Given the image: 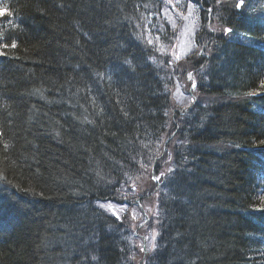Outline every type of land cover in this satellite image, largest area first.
Instances as JSON below:
<instances>
[{"label": "trees", "instance_id": "obj_1", "mask_svg": "<svg viewBox=\"0 0 264 264\" xmlns=\"http://www.w3.org/2000/svg\"><path fill=\"white\" fill-rule=\"evenodd\" d=\"M233 3L201 0L220 36L170 67L147 43L170 39L160 0H0L13 13L0 42L18 44L0 56V264H138L128 226L97 204L152 185L138 161L157 150L175 171L145 263L259 264L263 160L247 150L264 139V98L246 93L264 79V0ZM189 69L198 104L182 111L171 92Z\"/></svg>", "mask_w": 264, "mask_h": 264}, {"label": "snow or ice", "instance_id": "obj_2", "mask_svg": "<svg viewBox=\"0 0 264 264\" xmlns=\"http://www.w3.org/2000/svg\"><path fill=\"white\" fill-rule=\"evenodd\" d=\"M222 2V0H216V3L217 5H219L220 3ZM163 4H164V7L162 9V12L165 16L168 15V12H169V5H171V9L173 11H176L177 12V15L185 20V21H188L189 20V17H191L193 15L194 12L200 10V6H201V0H187V4H181V0H163ZM238 12L239 11H242L244 8H245V0H234V3L232 5ZM147 7V6H145ZM187 9V15L184 14V12H180L178 11L179 8H185ZM208 13H212V8H209L208 10ZM264 14V13H262ZM13 15V13L11 11H9L6 7H0V18H3L5 16L7 17H11ZM217 19H221L222 20V17L220 16H217ZM194 23V22H193ZM137 27H139L140 25H136ZM172 28H173V31H175L176 29V24L175 23H172ZM211 31H215L214 28L210 29ZM151 30L149 29V34H150ZM221 32L223 35L225 36H228L229 34H231L233 32V28L231 27H222L221 28ZM189 33H191V37L189 40H187V49L186 51H178L177 50V45L175 43H173L171 45V48L169 49L168 51V55L171 57L167 63L169 66H172L173 64H175L177 67H179V61L182 59V57L184 56H187L188 54H193V55H203L204 53L199 49V45L197 44L196 40H195V31L193 30V27L192 26H186V30L182 33L184 36H188ZM3 37L2 35H0V40H2ZM139 39V38H138ZM156 41L158 42L160 40V37L159 35H157L155 37ZM177 40H179V36L176 37ZM147 43L149 45H153V40L152 39H148ZM185 43L184 41L181 42V44ZM251 43V41H250ZM18 46L16 40L13 38L11 40L10 43H3V42H0V56L2 55H6V49L8 48H16ZM158 50L163 54L164 53V48L163 47H160L158 48ZM125 64H131V60H125L124 61ZM163 63V62H162ZM203 67V66H202ZM182 70V69H181ZM187 78L189 81H191V90L192 92H194L196 90V87H197V84H196V80L194 79V76H193V73L192 72H188L187 73ZM178 83V82H177ZM177 91H179V89H177ZM246 95L250 96V97H257V96H261V97H264V79L260 80L259 81V84H258V90H254V91H249L248 93H246ZM189 103H193L195 102V97H192L191 96V93H189ZM188 107L187 104L184 105V108H182L181 110H185L186 108ZM125 115H127L125 113ZM165 116H168V113L165 112L164 113ZM174 135V134H173ZM5 149H7L8 145L5 144L4 145ZM145 147H147L145 145ZM254 148L256 149H261V150H264V139H260L258 140L254 145H253ZM261 155H264V151H262L260 153ZM164 155L162 154L159 150L156 151V158L155 160L152 158V157H149L146 161H138V163L140 164V167L142 169H147L149 167H152L153 168V173L151 175V179L156 182L157 184L159 183H163L164 180H167L169 178V176L171 174L174 173L175 169L171 166V161H172V154L171 152H167L166 153V159H160V157ZM135 159V158H133ZM159 160V163L161 166L163 165H168V167L166 168V170H162V171H159L158 174H156L155 172V169L157 168V163L156 161ZM125 176H128L127 173L124 174ZM128 179L130 180L131 177L128 176ZM109 183H111V181H109ZM132 188V192L135 193L136 191V186L133 184L131 186ZM157 196H159V193L157 192L156 193ZM141 199L143 197H140ZM123 199L127 200L128 197L127 196H123ZM132 203H135V201H132ZM98 207L103 209L104 211L106 212H110V214L115 217V219L117 221H122V218L119 214V212L116 210V205H114L111 201L107 202V203H99L98 204ZM128 205H123L121 208H120V211H124L125 208H127ZM141 208L143 207L142 205L140 206ZM157 209H158V205H157ZM254 212H259L261 214H264V191H261L257 197V204L253 207L252 209ZM147 211H151V209H148ZM138 215L139 213L136 211V209H133L132 210V213H131V219L132 220H136L138 218ZM154 215V219H155V222L156 223H159V212L156 211L153 213ZM142 226V225H140ZM156 235H158V233L154 234L151 239L154 241L156 239ZM145 240H148L149 237L148 236H145L144 237ZM157 246L155 244H152L151 245V248H148L147 246L145 245H141L140 246V251L141 252H144V251H153L155 250ZM92 260H96L97 257L93 256L91 258Z\"/></svg>", "mask_w": 264, "mask_h": 264}, {"label": "rangeland", "instance_id": "obj_3", "mask_svg": "<svg viewBox=\"0 0 264 264\" xmlns=\"http://www.w3.org/2000/svg\"><path fill=\"white\" fill-rule=\"evenodd\" d=\"M181 4H184L182 0H181ZM168 7H169L168 15L167 16L164 15V18L166 19V21L170 22V26L172 25V23L176 24L177 28L175 29L174 32L176 37L179 36V42L177 43V50L181 52L186 51L187 40H189V36H191V34H189L188 36H184L182 33L186 30V26L189 25L191 26V24L193 25V22L194 23L196 22L197 13L194 12L193 15L189 17V20L185 21L177 15L176 11H173L171 9V5H169ZM178 11L184 12V14L187 15L186 7L179 8ZM182 41H184L185 43L181 44ZM173 43L174 42L172 41L170 45L165 49L164 53L160 56L161 60L165 62L167 65H168L167 61L171 58L168 55V51ZM191 55L192 54H188L187 56H191ZM193 56L198 57L199 55H193ZM185 58L186 56L182 57V59L180 60L181 62L179 61L181 66L186 62V61L182 62V60H184ZM187 72H192V70L189 69ZM178 92L180 94L185 93L183 86L179 88ZM171 95L174 104L178 105L181 109L184 108L185 102L179 98L176 101L174 99L173 92H171ZM167 167L168 165H165L160 171L166 170ZM136 187L138 188V190L135 191V193L132 192V189H125L124 196H127L128 199L125 200L123 199V197H120V199H118V202H116L114 205H116V210L119 212L121 218L124 220L123 222H125V224L128 226L134 238L133 239L134 242L131 246L135 248L134 249L135 257H137L136 261L138 262V264H146L145 261L147 260V256L152 251L141 252L140 246L145 245L148 248H151L152 244L155 245L157 244L159 238V223L155 222L153 215L154 212L156 211L159 212V209H157V205H159V196L156 195V193L158 192L157 191L158 186L153 181H152V185H149L148 181L146 182L140 181L136 184ZM140 197L143 198L141 199ZM129 198L136 201L137 203L136 206L130 205ZM126 204L128 205V207L125 208L124 211H120V208ZM141 205L143 206L142 208L140 207ZM133 209H136V211L139 213L138 218L136 220L131 219V213ZM148 209H151V211H147ZM156 233H158V235H156V239L153 241L151 237ZM145 236H148L149 239L145 240L144 239Z\"/></svg>", "mask_w": 264, "mask_h": 264}, {"label": "bare ground", "instance_id": "obj_4", "mask_svg": "<svg viewBox=\"0 0 264 264\" xmlns=\"http://www.w3.org/2000/svg\"><path fill=\"white\" fill-rule=\"evenodd\" d=\"M214 14H215L214 10L212 11V13H208V11H207L205 13V15L207 16L206 19H205L204 15L202 13H199V14L196 15V22L193 23V25L191 24V26L193 28L197 29L196 33H198V34L195 36V40H196V42H197V44L199 46L204 41V39H202L203 37L207 38L208 36L210 37L212 35L211 37L218 38L220 36V32H218V31H220V28H216V25H215V22H214V16H213ZM204 28H205V30L207 32L205 34H204L205 30L203 31ZM212 28H214L215 31H211L210 29H212ZM190 37L191 36H189V39H190ZM200 49H201L202 52L204 51V48H202L201 46H200ZM178 81H179V79H175L174 83H176ZM177 85H175L174 87L176 88ZM176 97L179 98V99H182L185 102V104L188 105V107H187L188 110L195 108V107H191V104L189 103V101L187 100V97L184 94H180V93L176 92ZM213 152H217V151L213 150ZM249 263L252 264L251 262H249Z\"/></svg>", "mask_w": 264, "mask_h": 264}]
</instances>
